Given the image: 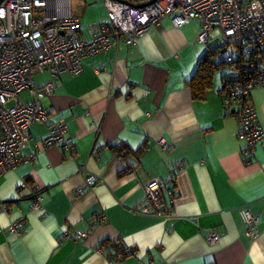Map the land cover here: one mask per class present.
Returning <instances> with one entry per match:
<instances>
[{"label": "crops", "instance_id": "1", "mask_svg": "<svg viewBox=\"0 0 264 264\" xmlns=\"http://www.w3.org/2000/svg\"><path fill=\"white\" fill-rule=\"evenodd\" d=\"M70 8L84 38L106 19L103 0ZM198 28L165 16L135 43L83 57L78 73H33L35 86L54 82L41 101L65 121L75 149L43 146L50 121L30 126L20 163L0 176V264H264V147L241 151L236 119L216 91L225 65L194 94L189 79L210 47ZM250 97L264 126V83ZM81 167L100 180L85 185ZM151 178L161 181L171 218L143 211ZM240 208L258 216L254 237ZM15 221L23 222L17 232L8 229ZM211 229L219 234L212 245ZM125 246L134 253L119 255Z\"/></svg>", "mask_w": 264, "mask_h": 264}, {"label": "built area", "instance_id": "2", "mask_svg": "<svg viewBox=\"0 0 264 264\" xmlns=\"http://www.w3.org/2000/svg\"><path fill=\"white\" fill-rule=\"evenodd\" d=\"M103 5L106 19L95 24L90 38H84L80 35L82 21L72 12L70 0L0 2V176L20 163V148L29 142V128L35 122L50 121L41 139L43 146L56 145L70 154L75 149L67 136L65 121L53 119L54 110L41 101L52 91L54 82L35 86L34 72L48 70L52 76L78 73L83 57L110 47L117 49L122 43H135L151 24L165 16L175 26L196 21L197 39L223 48L222 63L227 70L216 91L225 112L236 119L242 153L250 156L257 146L264 147V126L250 97L251 89L264 83V0H153L139 5L103 0ZM24 89L29 90V100L20 96ZM80 170L85 185L92 186L100 180L97 174L87 173L83 167ZM30 195V207L40 208V187L34 186ZM168 195L173 198V188ZM143 197V211L152 206L163 217H172V211L163 207L160 180H147ZM239 214L245 234L254 237L258 216L248 208H240ZM22 223L15 221L8 229L17 232ZM205 238L212 245L219 234L211 229ZM131 253L134 251L125 246L118 254Z\"/></svg>", "mask_w": 264, "mask_h": 264}, {"label": "trees", "instance_id": "3", "mask_svg": "<svg viewBox=\"0 0 264 264\" xmlns=\"http://www.w3.org/2000/svg\"><path fill=\"white\" fill-rule=\"evenodd\" d=\"M129 4L139 5L149 0H123ZM220 52V49L215 46H210L197 61V66L189 79L190 86L194 91V94H201L205 87L210 84L213 70L220 66L222 59L217 62L216 55Z\"/></svg>", "mask_w": 264, "mask_h": 264}, {"label": "rangeland", "instance_id": "4", "mask_svg": "<svg viewBox=\"0 0 264 264\" xmlns=\"http://www.w3.org/2000/svg\"><path fill=\"white\" fill-rule=\"evenodd\" d=\"M72 5L73 3H75L76 1H79V0H70ZM224 57V52H219L217 55H216V59H220V58H223ZM218 71H220V69H218L216 71V75L218 74ZM21 96L24 98V100H29V98L27 97L26 93L25 92H21L20 93Z\"/></svg>", "mask_w": 264, "mask_h": 264}, {"label": "water", "instance_id": "5", "mask_svg": "<svg viewBox=\"0 0 264 264\" xmlns=\"http://www.w3.org/2000/svg\"><path fill=\"white\" fill-rule=\"evenodd\" d=\"M2 0H0V2H1ZM149 1H153V0H149ZM148 1V2H149ZM146 3V2H145ZM142 4H144V3H142ZM223 51V48L222 49H220V52H222Z\"/></svg>", "mask_w": 264, "mask_h": 264}]
</instances>
